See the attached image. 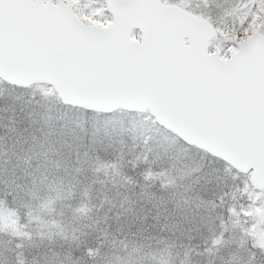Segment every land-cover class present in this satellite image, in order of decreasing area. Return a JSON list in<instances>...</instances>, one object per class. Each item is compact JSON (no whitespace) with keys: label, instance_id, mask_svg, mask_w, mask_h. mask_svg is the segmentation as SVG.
Returning <instances> with one entry per match:
<instances>
[{"label":"snow or ice","instance_id":"snow-or-ice-1","mask_svg":"<svg viewBox=\"0 0 264 264\" xmlns=\"http://www.w3.org/2000/svg\"><path fill=\"white\" fill-rule=\"evenodd\" d=\"M0 264H264V0H0Z\"/></svg>","mask_w":264,"mask_h":264}]
</instances>
